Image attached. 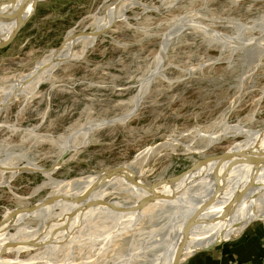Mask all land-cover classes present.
Returning a JSON list of instances; mask_svg holds the SVG:
<instances>
[{"label": "rangeland", "instance_id": "obj_1", "mask_svg": "<svg viewBox=\"0 0 264 264\" xmlns=\"http://www.w3.org/2000/svg\"><path fill=\"white\" fill-rule=\"evenodd\" d=\"M121 1L128 3L120 7L122 16L87 48H82L85 34L73 40L94 24L109 25L114 19L101 24L99 19L110 7L111 15ZM177 21L193 26L176 30ZM217 31L243 44L222 40ZM167 32L172 39L164 45L162 69L150 86L143 84L158 65ZM70 51H76L73 59L52 69L46 79L41 81L37 73L25 88L17 87L19 95L0 111L4 164L48 167L73 131L126 113L139 91L145 96L127 121L95 128L88 137L76 134L75 149L51 175L22 171L5 185L11 173L0 171V219L9 209L72 190L56 189L54 181L90 180L130 162L142 180L153 183L245 141L246 132L264 128V0H40L16 37L0 48V103L15 91L11 87L20 76L49 64L56 53ZM195 185L186 198H197ZM125 189L122 184L109 187L105 198L131 204L136 197ZM173 206L157 205L117 221L96 208L76 216L58 236L55 249L9 251L0 264H154L175 234L178 214ZM70 208L56 207L47 222L30 216L20 224L42 226L44 233L62 219L57 214ZM160 239L166 243L160 241L158 248Z\"/></svg>", "mask_w": 264, "mask_h": 264}, {"label": "bare ground", "instance_id": "obj_2", "mask_svg": "<svg viewBox=\"0 0 264 264\" xmlns=\"http://www.w3.org/2000/svg\"><path fill=\"white\" fill-rule=\"evenodd\" d=\"M123 5L125 7H128V3L123 1L121 4L118 5V7L114 11H112L111 15L110 13H111L112 7H110L106 16L102 18L100 17L101 18L99 19L101 21L100 24L108 21L109 19H114V20L119 19L122 16V14L120 15L119 10H120V7ZM14 8L15 7H11V9H14ZM32 9H33V5H30L27 10V13H25V17L30 14ZM112 22L109 25L105 27H101V28L99 25L94 24V27H92V29L89 30L91 31L90 32L91 34L86 33L88 31L77 32L73 35V40H77V38L80 35L85 34L86 36H88V38L85 44L82 46V48H87L91 44L92 39L96 40L97 38L96 32L100 30H104V29L106 31V29L110 27ZM16 25H17L16 20H13V21L9 20V21L0 23V42L9 38V36L15 30ZM214 39L216 40V38ZM217 39L220 40L219 38ZM75 52L76 51H70L66 53L64 52L62 55H59V53H56L58 58L56 59L53 58L49 64H44V65L38 64L31 72L20 76L12 84L11 89L15 88L14 89L15 91L11 95L6 96L4 100L0 103V105L5 103L7 101L6 98H9L10 96H13V95L18 96L20 93V90L17 87L19 86L24 87V85L27 82H29L34 75H37V73L39 75H42L41 77L43 78L41 79V81L46 79L47 76L51 75L52 69L58 67L62 63H65L73 59L75 56ZM44 69H47V70L43 71ZM85 132H82V134L84 133V135H86L87 133ZM247 134H248V137L247 139H245V141L237 142L227 149L229 150V152H236L235 155L231 157L230 159L224 160L222 162H219L216 160L210 161L206 163L205 165H202L198 169L186 171L173 184H168L166 182H161L159 180V183H157L155 187V192L158 194V198L155 199L153 202L147 204L145 207L141 209L130 210V208L135 206L139 202V200H141L143 197L147 195H150V192L146 188H143L141 186V184L147 185L149 183L142 180L140 178V174H138L135 170H133L130 167V162L125 163L121 166H117V167L128 166L129 171L130 172L132 171L137 177L136 179H138V184H134L130 182V180H128L127 177L124 176L123 174H119V175L112 176V177H107L104 181H102V176H103L104 171L100 172L99 174H97V176L94 179H90V180H79V181L58 180L56 182L54 181L55 184H58V185H55L56 189H59V190L62 189L64 191L66 189L69 190L72 188L71 191L63 192L61 194L79 196L81 194H84L88 190H91V191L89 195L81 203H74L70 201L59 200L55 202L53 205H49L46 207H40L30 213H27V212L18 213L12 219L2 222L0 224V249L6 242L16 241L18 243H22L28 240L29 241L33 240L39 243H47V245H45L43 249H53V248L55 249V247L58 246V243H60L58 236L60 237L62 234H64V232L66 233V229H68V227H71L69 225L71 224V222H73L76 216L81 217L83 216V214H87V213L89 214L91 211H94L96 208L97 210L99 209V212L106 211V214L108 215V217L111 216L114 219V221H117V219L123 218L126 216H129L130 218L134 214L139 215L145 209L147 208L152 209V207L154 208L157 205L158 206L159 205H170V206L174 205L173 209L172 208L171 209L174 210V213L177 212L178 214L175 234L173 236V239L170 238L171 239L170 244L169 245L165 244V245H168V247L166 248V252L162 256V258L159 261L156 260L155 262L154 261L153 262L154 264H173L176 257H178L179 263H180L186 257L194 254L195 252L216 246L222 241L236 236L241 231H243V229L248 224L255 222L256 220L264 218V166H260L258 168L254 163L248 162L247 158L240 156L237 153L239 151H245L247 149H252V152L255 155H259V153L264 154V128L254 130V131H249L248 133L246 132V135ZM74 137L72 138L71 141L70 139L64 140L65 142H64L63 147L70 146L71 149H75L72 144V141L75 140ZM0 166L2 168H5V167L12 168V167H16L17 165H14V166L6 165L0 161ZM31 166H34L35 168H41L35 164H32ZM129 171L127 172L130 173ZM53 180L54 179H52V182ZM120 184L126 186L125 190L131 192V194L136 197V200L132 202L131 204H125V203L116 204L115 202L111 200H107L105 198L106 194L109 193L108 191L109 187L114 188ZM195 184L199 186V188L196 191L198 194L197 198H191V197L186 198V194L188 193V191L190 190L192 186H196ZM193 188H197V187H193ZM55 195H58V193H56ZM92 200H101L103 202L106 201L109 204H99V205L89 207V208L85 207L86 206L85 204ZM68 205H72L73 208H70L69 210H67L65 214L63 213L57 214V216L58 215L60 216L62 214L63 216L62 219L60 221L58 219L55 220L56 222L51 224L50 227L44 233L41 230L42 226L40 228L39 227L34 228L31 226L20 224L21 222H23V219H27L30 216H33L34 218L43 219V222H47L48 217L51 214H53L52 211L56 207L61 209ZM165 207L167 208V206ZM117 208L120 210H118ZM157 209L159 210V207ZM11 210L12 209L7 210L4 215L6 216L7 214H9ZM74 210L75 212L73 216L69 217V214H71V212H73ZM171 212L172 211H170V213ZM174 216L172 215L173 218ZM137 218H139V216ZM140 218H141V215H140ZM191 219H192V223H191L192 225L189 227L188 231L186 232L185 227L187 223L189 222V220ZM17 225L18 227L16 228ZM169 226H171V224ZM11 228H15V231L11 232ZM167 230L165 229L164 231H167ZM27 233H28L27 237L20 238L21 235L23 234L27 235ZM29 233H33V234H29ZM166 238L168 241V237ZM160 241H163L161 243H164V242L166 243V239L165 240L160 239L157 247L161 245ZM30 247L31 246H25L23 244H19L17 245V247L9 249V251L20 252ZM165 247L166 246H164V248ZM151 248H154V247H151ZM155 250H156V247H155ZM41 254L42 253L40 252V255Z\"/></svg>", "mask_w": 264, "mask_h": 264}, {"label": "water", "instance_id": "obj_3", "mask_svg": "<svg viewBox=\"0 0 264 264\" xmlns=\"http://www.w3.org/2000/svg\"><path fill=\"white\" fill-rule=\"evenodd\" d=\"M40 0H0V23L1 22H5V21H9V20H16L17 25L15 30L12 32V34L9 36L8 39L3 40L0 42V48H3L5 46H7L15 37L16 35L20 32V30L25 26V24L29 21V19L33 16L34 10H35V5L37 4V2ZM30 5H33V9L30 12V14L28 16L25 17V13H27V10L29 8ZM11 7H15L14 9H11ZM115 22V20L112 22V24L110 25V27L113 25V23ZM181 24L179 23V21H177V24H175L174 28L176 30H178L179 28H181ZM183 26L185 28H189L192 27L193 24L191 23H184ZM109 27V28H110ZM195 27H199L201 29L204 30H208L203 26L197 25ZM108 28V29H109ZM106 29V30H108ZM172 30V29H171ZM211 32V30H209ZM85 32V31H84ZM83 32V33H84ZM91 31H88L86 33H90ZM105 32L104 30H100L98 32H96V36L98 37L99 35L103 34ZM168 33L167 32L164 35V38L161 42V46L157 55L158 58V65L156 66V68L144 79L143 84H148V86H150L152 84V82L154 81L155 77L159 74V72L162 69V62L164 60V56H165V51H166V47L169 45V43L171 42V39L168 40ZM91 34V33H90ZM215 34H217L218 37H220L222 40L225 41H234L235 43L242 45L243 43L237 41L236 39H232L227 37L225 34L221 33V32H215ZM68 38V35L65 36V38L63 39V41L61 42V44L56 47L55 49H59L66 41V39ZM167 42V46L165 47L164 45ZM145 96V94L141 95L140 91L135 95L134 97V105L133 108H131L129 111H127L126 113H123L121 115L115 116L111 119H104L101 120L99 122L96 123H92V124H87L86 126H84L81 129H78L76 131H73L70 136L69 139L70 141L72 140V138L79 133L85 132L87 134H89L91 132V130L95 129V128H99V127H103L106 125H110V124H114L117 122H125L128 119H130L134 113L136 112V110L138 109L142 98ZM16 95L10 96L9 98H6L7 101L3 104L0 105V111L4 108V106L8 105L10 102H12L15 99ZM86 134V135H87ZM71 147L68 146L66 147L63 152L60 154V156L56 159V161L51 164L48 167H41V168H35L34 166H31L30 164H24V165H17L16 167H12V168H2L0 166V171H2L3 173L5 172H10L11 176L9 178V180L5 181V183L3 184H8L10 182V180L19 172L22 171H35V172H40L44 175H51L53 172H55L60 166H62V164L65 161V158L67 156V154L70 152ZM236 152H229V150L224 151L221 154L218 155H213V156H208V157H204L202 159H198L197 161H195L192 166L187 170H195L198 169L199 167H201L202 165H205L206 163L210 162V161H219L222 162L224 160L230 159L231 157H233L235 155ZM240 156H243L245 158H247L248 162L250 163H254L258 168L260 166H264V154L259 153V155H255L252 152V149H247L245 151H239L237 152ZM127 171H129L128 166H123V167H114L108 170H105L102 176V181H104L107 177H112V176H116L119 174H123L124 176L127 177L128 180H130V182L134 183V184H138V179H136L137 177L135 176V174L131 171H129L130 173H128ZM186 172V171H184ZM184 172H181L178 175L175 176H171L165 179H161V182H166L168 184H173L174 182H176ZM157 183H159V181L153 182V183H149V184H141V186L143 188H146L149 192L150 195H147L145 197H143L141 200H139V202L133 206L132 208H130V210H134V209H141L143 207H145L147 204L153 202L155 199L158 198V194L155 192V187L157 185ZM93 190V189H92ZM91 190H88L87 192H85L84 194H81L79 196H71V195H65V194H60V195H52L49 196L45 199H43L42 201L35 203V204H31L29 206H19L16 208H13L11 210V212L9 214H7L6 216L4 215L1 219H0V224L4 221L10 220L12 219L14 216H16L18 213L21 212H27L30 213L40 207H46L49 205H53L55 202L59 201V200H65V201H70V202H74V203H81L84 201V199L89 195ZM99 204H109L106 201H101V200H92L87 202L85 205V207L89 208V207H93ZM118 209V208H117ZM120 210V209H118ZM75 210L73 212H71V214H69V217H72L74 214ZM192 219L189 220V222L187 223L185 229L186 232L188 231L189 227L192 225ZM19 244H23L25 246H31L34 248H41V247H45V245H47V243H39L33 240H28L22 243H18L16 241H12V242H6L2 248L0 249V260L3 254L9 252V249L11 248H15L17 247V245ZM173 264H179V259L178 257H176L175 261L173 262Z\"/></svg>", "mask_w": 264, "mask_h": 264}, {"label": "crops", "instance_id": "obj_4", "mask_svg": "<svg viewBox=\"0 0 264 264\" xmlns=\"http://www.w3.org/2000/svg\"><path fill=\"white\" fill-rule=\"evenodd\" d=\"M179 264H264V218L216 246L195 252Z\"/></svg>", "mask_w": 264, "mask_h": 264}]
</instances>
